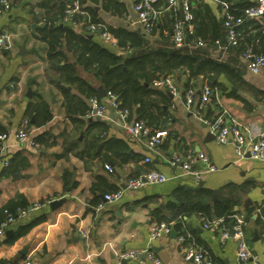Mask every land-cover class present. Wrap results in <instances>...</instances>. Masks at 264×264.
<instances>
[{
  "label": "crops",
  "instance_id": "1",
  "mask_svg": "<svg viewBox=\"0 0 264 264\" xmlns=\"http://www.w3.org/2000/svg\"><path fill=\"white\" fill-rule=\"evenodd\" d=\"M38 1L17 0L8 12L0 13V33L9 32L12 40L10 49L0 50V126L8 134L3 156L9 162L8 166L0 162V208L16 193L22 194L32 206L22 217L9 224L5 230L10 231L8 235L4 232L0 236V264H13L25 258H30L32 264H117L113 251L147 247L160 264H193L191 259L185 258L183 247L187 244L178 242L179 235L173 226L175 238H170L168 232L148 243V230L153 223L151 212L156 208L163 209L177 187L203 186L218 190L229 183L244 187L240 203L233 209L234 215L243 221L242 227L251 252L259 264H264V240L259 235L261 223L255 220L256 209L264 203V160L252 159L248 154L237 157L231 142L217 143L208 127L185 109L181 83L186 75L180 76L179 81L170 77L178 93L169 98V120L163 129H158L166 131V135L157 146L151 147L148 137H131L106 97L101 98L106 106L105 118L75 116L73 119L68 116L63 106L64 97L55 85L57 75L47 70V46L35 32L40 25L35 18L39 19L42 11L31 6ZM121 1L127 10L124 17L99 9V18L107 26L131 30L127 23L135 22L137 14L133 11L132 0ZM233 1L200 0L218 20L229 12ZM245 19L250 23L243 28L253 34L256 18ZM134 25L140 27L139 24ZM74 29L83 32L81 24H75ZM147 40L151 46L157 47L163 39L156 32ZM108 47L118 55H127L115 46ZM201 48L206 56L233 69L231 77L219 76L218 81L224 91L216 90L219 103L211 106L208 115L205 109L203 117L211 120L221 107L225 108L246 129L247 138L256 140L264 132V112L261 110L264 97L258 93L264 92V71L256 74L249 72L245 61L230 47L219 50L208 43ZM66 56L73 62L70 53ZM74 68L76 75L95 90L102 86L92 73L77 64ZM157 88L168 91L164 87ZM67 89L71 95L87 102L74 87L67 86ZM228 90L234 95H226ZM39 99L47 102L50 120L40 126L30 124L27 140L16 143L13 133L28 118L27 105ZM94 121L105 123L107 127L98 139L94 137L100 134V130L92 123ZM29 122L32 123V120ZM40 135L44 144L34 142ZM113 138L123 140L129 152L140 155L141 160L137 164L129 162L118 166L113 159H105L110 154L106 151V141ZM191 148L205 153L216 167V171L205 173L199 182L168 165L172 154H182ZM14 154L18 156L10 163ZM24 157L29 165L16 167ZM146 157L149 158L147 163L144 161ZM104 164L110 165L112 172L106 170ZM137 166L161 171L167 176V181L135 190L125 189L119 201L105 202L100 190L123 187L124 182L135 175ZM65 170L69 172L70 182L76 183L74 186L64 187L62 173ZM96 182L99 183V190L93 191L92 185ZM97 198L98 203L93 205ZM53 200L59 203L51 206ZM38 202L41 206L33 207ZM248 210L252 211L250 220L246 219ZM39 216H43V220L26 235L12 242L7 241L20 225ZM183 220L182 230L199 240L213 264H237L234 239L221 241L219 228H203L199 216L192 215ZM230 227H226L228 231ZM192 231L195 232L192 234ZM123 264L155 263L144 258L142 263L132 261Z\"/></svg>",
  "mask_w": 264,
  "mask_h": 264
},
{
  "label": "trees",
  "instance_id": "2",
  "mask_svg": "<svg viewBox=\"0 0 264 264\" xmlns=\"http://www.w3.org/2000/svg\"><path fill=\"white\" fill-rule=\"evenodd\" d=\"M16 1L14 0L12 5ZM137 1L132 0V2ZM188 1L194 15V29L192 35H187L186 41L190 44H193L198 38L206 44H213L216 39L222 41L224 35L223 25L219 23V20L210 12L209 8L203 5L200 0ZM76 4L79 7V12L67 14V11L72 10ZM164 4V0H158L155 5ZM252 4L253 0H234L233 3H230L229 12L239 16L245 8ZM31 8L42 11L41 17L39 19L35 18L40 23L35 32L37 38L47 46V70L57 75L55 85L64 97L63 106L66 114L72 118H75V116L84 117L88 110V104L81 97L71 95L67 86L77 89L86 98V101L91 97H98L96 90L76 75L75 64L92 73L99 80L102 87L116 97L119 103L118 107L129 111L128 120L133 118L136 121H143L152 131L163 129L169 120V97L165 90L153 86L152 83L155 80L169 76L179 81L180 76L186 75L185 80L181 83V96H183L185 91L190 88L198 94V90L204 84L209 85L212 89L224 91L218 81L219 76L231 77L233 74L231 67L206 56L202 48L195 49L193 47L189 49L185 47L176 49L172 46L170 30L173 22L180 18L178 9H170L153 24L151 34L158 32L159 37L163 39L157 47L151 46L147 40L149 37L140 34L138 30L106 25L105 30L114 37L118 47L132 49L131 54L121 56L99 41L95 34H89L85 30L79 33L74 29L75 24H81L83 28L87 24H102L98 14L99 9L116 17H124L127 10L121 0H39ZM256 20L253 26V34L243 28L250 23L246 22V19L239 27L242 31V38L237 46L230 47L239 56L246 49L253 48L256 54L264 56L263 23L259 18H256ZM67 53L72 55L73 62L67 59ZM199 78H201L200 81ZM258 93L264 97V92L259 91ZM226 95L231 97L234 94L228 90ZM211 105L206 108L207 115L211 112ZM26 114L28 126L30 124L43 125L51 118L49 106L42 99H39L36 103H29ZM30 119L32 123L29 122ZM92 123L100 130V134L95 135L94 138L102 137V133L107 129L106 124L98 121ZM3 132L4 130L0 126V133ZM42 137L41 135L36 137L34 142L44 144ZM106 151L110 154L105 159H113L118 166L129 162L137 164L141 160L140 155L131 154L126 143L120 139H108L106 141ZM17 156L18 154H14L10 163H13ZM28 165L29 162L24 157L17 162L16 167L25 168ZM137 168L134 176L148 170L138 166ZM62 180L64 187L76 184L70 182V175L66 170L62 173ZM243 188L242 185L232 183L218 190L203 186L196 188L177 187L163 209L156 208L151 212V222L171 223L178 235L184 237L185 244L192 243L200 246L199 240H196L191 234L187 237L185 231L182 230L183 218L192 215L207 220H210L211 217L223 218V224L226 227L232 226L235 222L233 209L240 203V193ZM116 189L105 187L100 191L106 194ZM92 190H99V183H94ZM98 201L97 198L96 201H93V205H96ZM29 205L22 194L16 193L0 208V223L7 218L8 214L15 216L18 209L27 211ZM262 213L264 214V212ZM251 215L252 211L248 210L246 219L250 220ZM256 215L255 220L261 223L260 214ZM42 220L43 216H39L20 225L7 241L12 242L26 235ZM200 247L202 248V246ZM204 252L208 257L207 252L205 250Z\"/></svg>",
  "mask_w": 264,
  "mask_h": 264
},
{
  "label": "built area",
  "instance_id": "3",
  "mask_svg": "<svg viewBox=\"0 0 264 264\" xmlns=\"http://www.w3.org/2000/svg\"><path fill=\"white\" fill-rule=\"evenodd\" d=\"M14 0H0V13L8 12ZM158 0H138L132 2L133 11L137 14L135 22L127 23V27H132L131 30H138L140 34L145 37H150L152 34L153 24L156 23L158 18H161L170 9H178L180 18L173 22L170 30V37L172 46L176 49H181L192 44L186 41L187 35L193 34L194 29V15L191 11V6L188 0H164V5H155ZM79 12V7L76 4L72 10H68L67 14ZM246 17L259 18L263 21L264 28V0H253V4L245 8L239 16H235L230 12H226L222 16L223 37L225 42L220 39L213 41V45L223 50L228 47L237 46L239 40L242 38V31L240 26ZM66 20V19H65ZM134 24H139L140 27L136 28ZM106 24H87L83 28L87 33L95 34L97 38L107 46H115L121 53L131 54L132 49L121 48L116 45L114 37L105 30ZM195 47L201 48L206 45L202 39H196L193 43ZM12 46L11 34L7 31L0 33V50H8ZM241 58L245 61L246 68L249 72L256 74L264 71V56L253 53L252 49H246L241 53ZM154 87H164L172 96L177 95V89L171 81L169 76L162 79L155 80ZM190 88L185 91L182 97V102L185 109L196 116L205 126L208 127L214 139L219 144L231 142L234 147V152L237 157L242 158L246 154L250 158L256 160H264V132L259 135L256 140H251L246 136V129L242 127L231 116L225 108H220L219 111L211 120L205 119L203 111L210 106L219 103L218 94L215 89L209 85L204 84L197 92ZM107 101L112 108L117 119L125 127L127 133L133 138L148 137L149 145L151 147L157 146L161 143L162 137L166 135L164 130L152 131L148 128L143 121L128 120L129 111L118 107L116 97L109 91H106ZM88 110L84 115L86 119H100L106 117V106L100 97H91L87 100ZM211 105V106H212ZM28 120L22 121L21 125L13 133V138L16 143H21L27 140ZM8 138L6 132L0 133V162L8 166V160L4 159V151L6 149L5 141ZM37 146V144L33 143ZM145 163L149 162V158L144 159ZM168 165L172 168H178L183 173L190 175L194 181L199 182L205 173L216 171V167L209 161L205 153L201 151H194L192 148L188 149L185 153H174L168 161ZM104 168L112 172V167L104 164ZM167 181V176L158 170L148 169L134 177L128 178L123 187H118L115 191L103 195V200L107 203H114L120 200L125 189L135 190L145 185L163 184ZM41 203H35L33 207H40ZM101 204L98 206L100 207ZM264 203L256 209V213L260 214L261 225L259 228V235L264 240ZM26 213L23 209H18L15 216L8 214L7 218L0 223V236H2L14 220L22 217ZM234 224L230 227L232 235H229L228 229L223 224V218H212L206 220L201 217L203 228H219L220 240L224 241L229 238L235 241V255L237 264H259L257 257L251 252L245 238L244 229L242 227L243 221L237 216ZM172 229L171 223H152L148 230V243L153 242L160 235L170 232ZM189 237V234L186 235ZM178 242L184 243V237L178 236ZM184 256L186 259H191L193 264H213L212 261L206 256L204 250L200 246L188 243L183 247ZM115 262L123 264L127 262L137 261L143 262L144 258L153 261L155 264H160V260L156 259L149 247L145 249H132L124 251H113ZM13 264H32L30 258H25L16 261Z\"/></svg>",
  "mask_w": 264,
  "mask_h": 264
},
{
  "label": "water",
  "instance_id": "4",
  "mask_svg": "<svg viewBox=\"0 0 264 264\" xmlns=\"http://www.w3.org/2000/svg\"><path fill=\"white\" fill-rule=\"evenodd\" d=\"M96 9H98V8H96ZM219 23L220 24H222V19L220 18L219 19ZM89 37H91L90 35H88ZM223 42H225V38L223 37ZM256 51H255V49L253 48V53H255ZM96 93H97V95H98V97H100V98H103V97H105L106 96V90L102 87V86H98L97 88H96ZM166 94L168 95V97L169 98H171V94L168 92V91H166ZM261 110L264 112V105L261 107ZM210 135V134H209ZM211 137L213 138L214 136L213 135H211ZM59 203V201H56V200H53L52 202H50V205L51 206H55V205H57ZM32 208V206H28V209L30 210ZM10 233V231H6L5 232V234L6 235H8ZM229 235H232V229H230L229 230ZM169 237L170 238H175L176 237V232H175V230L174 229H171L170 230V232H169Z\"/></svg>",
  "mask_w": 264,
  "mask_h": 264
}]
</instances>
